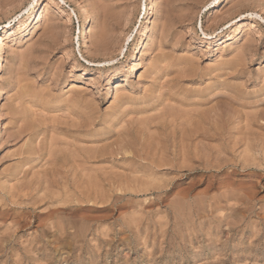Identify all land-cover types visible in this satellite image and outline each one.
Wrapping results in <instances>:
<instances>
[{"label": "rangeland", "instance_id": "374dc122", "mask_svg": "<svg viewBox=\"0 0 264 264\" xmlns=\"http://www.w3.org/2000/svg\"><path fill=\"white\" fill-rule=\"evenodd\" d=\"M37 1L0 0V264H264V0Z\"/></svg>", "mask_w": 264, "mask_h": 264}, {"label": "bare ground", "instance_id": "6f19581e", "mask_svg": "<svg viewBox=\"0 0 264 264\" xmlns=\"http://www.w3.org/2000/svg\"><path fill=\"white\" fill-rule=\"evenodd\" d=\"M225 2V1H224ZM223 4V0H217L216 3H214L213 5V8L214 10L218 11L219 8L222 6ZM37 7L40 6V0L37 1L36 3ZM150 8L148 9V7L145 9V12H144V19L148 22V19L150 17V12H148L149 10L150 11H154L155 10V7H156V4H155V1L154 0H150ZM147 6V5H146ZM79 8V7H78ZM81 8V7H80ZM144 10V9H143ZM81 11H82V14H83V19H84V29L86 28H89L90 27V24H91V18H90V15L88 14L87 10H85V8H81ZM35 13H36V8H32V10L29 12L28 14V17H27V20H31L33 19V21L36 20V16H35ZM44 16V15H43ZM42 18V15L39 16V19ZM26 21V20H25ZM71 22V20H68ZM29 22V21H28ZM31 23V22H30ZM238 23V22H237ZM243 22L240 21L238 24H242ZM24 21L23 20H19L18 23L15 25L17 26L18 30H20V32L22 33L23 31V28H24ZM237 24L235 25H231L230 28H233L234 26H236ZM243 25H239V28L242 27ZM25 29V28H24ZM12 31V27L11 25H5V27L2 29L1 33H0V63H2L4 61V46H3V41H4V34H7V33H10ZM152 35V34H151ZM151 35H148L147 37L149 38V41L151 40ZM210 35L208 34H204V36L202 38H200L199 40V44H206V43H209L210 39L209 38ZM223 37V36H222ZM218 38L216 37L215 38V43L216 41H223V43H226L228 40H232L234 39L233 37L231 38L230 36H224L223 38ZM87 39H88V36L86 34V31L84 30L83 31V36L81 38V40L84 41V43L87 42ZM211 42V41H210ZM152 44V42L150 41L149 43L146 44V46H148L149 44ZM85 47L86 44H85ZM141 49V48H140ZM239 59V58H238ZM134 61V60H133ZM237 61V60H236ZM241 61V60H240ZM119 91V89H117V92ZM168 113V111H167ZM175 116V115H174ZM193 116V115H192ZM195 117V116H194ZM2 121V120H1ZM174 121V120H173ZM183 121V120H182ZM179 124V123H178ZM3 128V125L0 124V129ZM3 131V130H2ZM182 142V141H181ZM183 152V151H182ZM185 161V160H184Z\"/></svg>", "mask_w": 264, "mask_h": 264}]
</instances>
